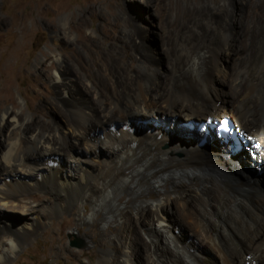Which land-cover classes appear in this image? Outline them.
I'll return each mask as SVG.
<instances>
[{"label": "bare ground", "instance_id": "bare-ground-1", "mask_svg": "<svg viewBox=\"0 0 264 264\" xmlns=\"http://www.w3.org/2000/svg\"><path fill=\"white\" fill-rule=\"evenodd\" d=\"M133 1L114 23L104 21L105 42L115 45L108 53L85 34V57L71 56L63 44L73 43L70 29L80 27L65 16L51 25L56 50L47 58L54 62L38 69L48 92L35 110L45 116L68 112L64 125L5 106L14 102L11 85L23 69L11 62L37 29L23 24L20 41L4 50L0 264L70 212L74 233L98 221L105 246L98 264H140L133 252L141 264H264V25L249 12L254 0ZM141 11L166 34L164 72L148 58ZM117 44L121 56H115ZM239 46L244 51L227 66ZM181 117L197 134L175 127ZM224 118L244 140L217 135ZM242 157L257 176L241 166H247ZM124 169L129 174L123 176ZM195 179L200 185L186 190ZM45 191L44 200L29 194ZM111 227L128 231L129 241ZM81 237L92 243L90 234Z\"/></svg>", "mask_w": 264, "mask_h": 264}, {"label": "rangeland", "instance_id": "rangeland-1", "mask_svg": "<svg viewBox=\"0 0 264 264\" xmlns=\"http://www.w3.org/2000/svg\"><path fill=\"white\" fill-rule=\"evenodd\" d=\"M206 2L212 4V0H206ZM182 3L186 5L185 1ZM134 4L135 1L133 0H0V72L2 71L3 62L7 56L4 50H9L10 46L20 41L21 27L23 24L26 25L28 29H32L31 31L37 29L33 38L26 44L28 47L23 54L19 58L13 59L11 62L15 68H19L22 65L23 69L18 80L11 85V97L14 99V102L7 101L5 106L7 108L14 107L25 112H31L36 118L46 122H49L53 117L62 124H65L66 121L70 119L68 112H66L64 116H45V114L35 110L37 104L45 102L47 99L46 93L48 92V88L44 87L39 82L38 69H40L41 63L43 62H46L47 65H51L54 62L53 59L49 60V58H47L52 50H56V47L53 45L52 37L54 33L51 25H58L60 18L65 16L69 19L71 24H74L77 28L80 27L79 31L78 29L75 30L73 27L70 29L74 35V42L63 44V46L67 48V51L70 52L71 56H74L77 52V54L79 53V55L85 57V41H82L81 37L85 34L96 37V44H98L105 53H108V50L115 45H113L112 42H105L103 36L104 21L109 19L111 23H114L115 18L120 15L121 8L130 11ZM196 5L197 4L194 2L191 3V7H195ZM236 12L238 13L237 9ZM249 12L256 21L264 25V0H254L253 6ZM140 15L142 25L147 28L145 44L152 50L151 56H149L150 52L148 53V58L150 61H154V66H158L161 71L164 72L168 67L169 61L165 42L166 34L164 30L150 23L147 12L142 13L141 11ZM174 18H178L176 13H174ZM83 21L84 25H82ZM122 30L123 29L120 27L117 29V33L120 35ZM119 46L120 44H117L115 56H121L123 54L120 52ZM237 49H240L239 52L231 55L230 59L227 61V66L231 67L233 65L244 48L239 46ZM73 67L75 72H80L76 66ZM41 78L42 81L48 80L44 76ZM48 82L49 85L53 84L50 80H48ZM2 85L3 84L0 83V89ZM225 88L229 91L228 87ZM160 116L161 115L154 117L155 120H162L159 118ZM174 117H176V115ZM180 120V123L175 127L183 129L187 135H194L198 132L188 127V124L185 123V117H181ZM142 124L147 125L148 122L144 121ZM74 155H80L79 157L85 159L84 155V157L78 153ZM172 155L174 154L172 153ZM247 156L248 155H244V158L247 159ZM244 158L242 157L241 161ZM245 162L247 166H245L246 164H244V162H242L243 165L241 166L244 169L247 168L248 171H253V175L257 176V169L252 164H249L250 162L248 163L246 160ZM251 167L253 170H251ZM121 174L125 176L129 174V170L124 169ZM142 182H144V180H142ZM199 185L200 181L195 179L192 181V187H187L185 189L195 190V186ZM166 186L170 187V184L168 183ZM180 190L181 193L184 192L183 189ZM39 193L32 192L29 194L32 196H39L42 200L49 197L46 191ZM151 195L156 196V193H151ZM129 205L131 206V204ZM88 208H90V206H88ZM102 217V215H99L98 218ZM61 224L64 229L62 233L59 232V226ZM95 224L93 226L82 225L80 227V233H74L71 229L76 226L75 216L72 215L71 212L60 215L55 218L54 223L49 226L47 231L38 235L32 242L24 246L23 249L17 253V256H14L7 264H98L99 258L102 256V248H105V246H101L100 243L102 241V235L98 228V221ZM109 231L117 234L123 241H129L128 238L130 233L128 231L126 232L124 228L116 230L111 227ZM85 233L91 235L92 243L88 245L85 244L81 237V234ZM171 247L173 248V246ZM113 248L116 247L113 246ZM129 255L134 261H138L140 264L142 263V258L137 252L130 253Z\"/></svg>", "mask_w": 264, "mask_h": 264}]
</instances>
